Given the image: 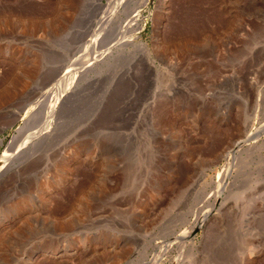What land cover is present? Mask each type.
I'll list each match as a JSON object with an SVG mask.
<instances>
[{
  "label": "rangeland",
  "instance_id": "rangeland-1",
  "mask_svg": "<svg viewBox=\"0 0 264 264\" xmlns=\"http://www.w3.org/2000/svg\"><path fill=\"white\" fill-rule=\"evenodd\" d=\"M0 264H264V0H0Z\"/></svg>",
  "mask_w": 264,
  "mask_h": 264
},
{
  "label": "bare ground",
  "instance_id": "bare-ground-1",
  "mask_svg": "<svg viewBox=\"0 0 264 264\" xmlns=\"http://www.w3.org/2000/svg\"><path fill=\"white\" fill-rule=\"evenodd\" d=\"M116 1V0H115ZM108 7H110V13H111V15L110 16H113L115 13H113L116 9H117V4H115V3H113L112 5H109ZM114 19V18H113ZM109 20H111V18L109 19ZM111 24H113V23H111Z\"/></svg>",
  "mask_w": 264,
  "mask_h": 264
}]
</instances>
